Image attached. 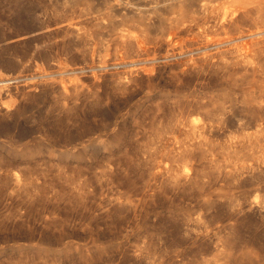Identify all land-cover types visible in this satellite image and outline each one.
Segmentation results:
<instances>
[{"label": "rangeland", "instance_id": "rangeland-1", "mask_svg": "<svg viewBox=\"0 0 264 264\" xmlns=\"http://www.w3.org/2000/svg\"><path fill=\"white\" fill-rule=\"evenodd\" d=\"M56 5L0 0V264H264V215L240 212L264 199V172L174 179L194 175L185 150L201 126L221 156L249 131L231 121L255 116L241 76L198 52L199 28L150 22L124 41L132 15L77 31ZM189 8L187 25H206Z\"/></svg>", "mask_w": 264, "mask_h": 264}, {"label": "bare ground", "instance_id": "bare-ground-1", "mask_svg": "<svg viewBox=\"0 0 264 264\" xmlns=\"http://www.w3.org/2000/svg\"><path fill=\"white\" fill-rule=\"evenodd\" d=\"M55 1L57 2L56 6L58 8L63 9L64 13H69L65 15V18H67L68 16L73 17V19L68 20L70 21L69 23L65 19L67 21L66 24L67 27L69 24L71 27L74 26L76 28L81 24V20L84 19L87 20L90 19L93 20L94 22L99 23V24L96 23L97 25L101 24L106 26L108 24L115 23L114 19L117 18L116 15L119 14H121V16L125 15L126 18H130V16L132 15L133 17H135V20L137 19L139 25L137 24V21L132 19L133 18L132 17L131 18L132 21H129L131 25L133 23V20L136 22L135 25L137 24V26L134 25L135 26L133 27L134 30L127 29L128 27H125V25L128 23L124 25V27L126 28L125 30L121 28V30H123L121 37L122 39H124V41L138 40V37L141 33L139 32L140 34L138 35L136 30H139V28H141L142 26L143 28L144 26L147 27V25L150 22H158L157 24L160 25V26L158 25L159 29L162 28V26L163 28H165L164 26L167 23H169L171 27L174 25L175 28L177 27L178 29H180V31L177 30L179 34L194 33L195 35H197L199 33L201 34V32H203V34H206L210 39L208 38L207 42L206 40H204V42H206L205 44H201V45L198 44L199 45V48H197L198 52L202 50L207 51V53L209 54L206 56L207 57L206 60L212 59L221 66L220 68L226 70L228 73H231L232 75L238 74L241 76V79L246 83L247 93L245 99L248 104L247 108L248 110L255 112V116L249 119L248 122L245 121L244 117L231 118V121L237 124L240 130H245L247 128L249 129V131L245 134L244 137L231 139L230 141L226 142L223 145L224 148L229 151L228 156H221L220 154L215 153L214 146L211 141L214 134L211 133L212 131H210V129L207 126L200 127V125L199 126L197 125V127L200 128L198 129L196 137L194 135L192 142L187 145L185 150L188 157L192 161H194L192 165V169L194 170V175L193 176H190L189 174L177 175L176 177H174L175 183L180 186L197 185L198 188L199 187L203 188V186H207L211 183L212 177L216 179H222L226 175H230V174L236 177H242L245 174L255 175L257 173L264 172V0H220L218 2H215V0H98L103 5L102 10H95L93 7H84L83 5H79L81 3H85L87 0H55ZM52 2L54 3V1ZM87 5L89 4H86V6ZM91 5L93 6V3ZM77 6H82V8ZM188 7L194 8L196 14L195 13L193 14L194 15L198 14L199 16L203 17V21L206 23L207 26L201 24L202 19L200 18L199 19L201 21L199 20V22L201 23L200 24L196 23L198 27L194 25L195 21L197 20L194 21V24H192L193 22L192 23L190 22V25H187V23L189 22L187 18L190 19V21L191 19L193 20L192 18L193 16L190 17L191 14L185 12V9L186 11L190 10V8L188 9ZM58 8L56 10H60ZM45 11L47 10L45 9ZM178 11L181 13L180 16H175L176 18L170 16L172 14L175 15V13L177 14ZM190 11L193 12L192 9ZM171 12H175V13H171ZM183 12L187 13L188 17ZM165 13L166 14L170 13L169 17L174 19L170 18L171 21H169L168 19L169 22H167L165 17L163 18ZM121 16H118L116 21H118L119 17ZM121 18H120V22L123 21ZM196 19H198V17ZM90 20L87 22H92ZM186 20L188 22H186ZM250 21L251 23H254L252 27L244 26V23L247 22L250 23ZM249 23L247 25H249ZM180 24H182L184 28L182 26L180 27L179 26ZM80 26L82 27V25ZM153 26H156V23ZM166 26H168V24ZM155 28L157 31L158 28L157 27ZM197 28H199L200 31ZM116 29L118 28L116 27ZM116 29H114V31ZM75 30H77V28ZM166 30H168V28L164 29L165 32ZM169 30L171 31V29ZM173 30L174 29H172V31ZM67 31L69 30H66V32ZM164 31L162 32L166 37L167 32L165 34ZM195 31L198 33L196 34ZM146 32L147 31H145V35L147 34ZM81 33L80 35H82ZM215 33L223 35V38L216 40L215 37L213 36V34ZM142 34L144 35V33ZM154 34L156 33L154 32ZM74 35L76 34L74 33ZM145 35L144 38L145 39L148 38V35H146L147 37ZM157 35H159V33ZM170 35H172L173 37L174 36H178V38L180 37L178 33H174ZM84 37L86 36L84 35ZM114 37L116 38V36ZM156 37L158 38L159 41V36ZM173 37L172 39L174 38L176 39V37L174 38ZM204 38L207 39V37ZM117 39H115V42L113 41V43H116ZM142 39L143 38H141V40ZM150 39L152 38L150 37ZM197 39L200 38L198 37ZM185 40L186 39L184 38L183 41ZM177 41H182V40H177ZM165 42H166V38H165ZM171 42H173V40ZM119 43L117 44L122 46V42L121 44ZM125 43L123 42V45ZM204 53L206 54V52ZM0 81L3 82L4 80H0ZM3 90L5 91L4 88H0V94L3 93ZM243 115H247V114L244 113ZM247 210L253 212L257 211L260 214L264 215V199L262 201L260 200V201L247 202L242 207V210L240 212L241 213L244 211L246 212Z\"/></svg>", "mask_w": 264, "mask_h": 264}]
</instances>
